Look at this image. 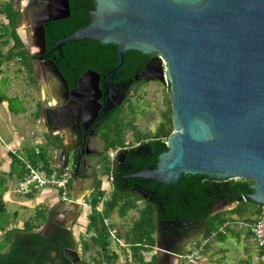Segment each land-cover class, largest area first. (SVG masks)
<instances>
[{
  "label": "water",
  "instance_id": "95a60500",
  "mask_svg": "<svg viewBox=\"0 0 264 264\" xmlns=\"http://www.w3.org/2000/svg\"><path fill=\"white\" fill-rule=\"evenodd\" d=\"M45 1L48 10L27 20L29 42L20 29L17 33L29 56L39 57L36 64L43 88L42 110L54 101L64 116L60 131L70 129L79 143L81 112L84 109L94 118L99 108L100 77L94 71H86L70 91L54 61L43 58L45 26L69 17V0H62L65 14L54 16L50 10L53 0ZM95 2L89 23L55 40V50L61 52L65 44L84 40L113 45L117 49V66L112 74L131 51L157 54L165 63L173 132L165 139V150L158 155L155 167L143 168L135 177L173 187L187 175L249 180L252 182L249 199L264 207V0ZM28 46L35 51L30 52ZM161 73L157 67V74L147 80L159 81ZM64 143L61 139L59 146L51 148L54 151L49 165L77 175L80 158L73 148L67 157L63 154L55 160L61 148L62 151L66 148ZM125 152L120 150L112 161L111 174ZM73 188L71 201L59 216L69 217L68 224L84 205V198ZM227 204L226 201L218 204L215 214ZM49 224L53 226L55 222ZM262 232L264 238V217ZM180 262V255L163 253L153 264Z\"/></svg>",
  "mask_w": 264,
  "mask_h": 264
},
{
  "label": "flooded vegetation",
  "instance_id": "af4514ba",
  "mask_svg": "<svg viewBox=\"0 0 264 264\" xmlns=\"http://www.w3.org/2000/svg\"><path fill=\"white\" fill-rule=\"evenodd\" d=\"M17 3L18 9L21 10V20H29L33 17L37 18L39 14L46 12L49 6L45 0L39 2L17 0ZM95 8V0H74L72 5L69 2V17L65 19L70 18L72 12L78 15L83 13L85 18L80 20L81 24L75 26V28L79 29L89 23L90 13ZM50 10L53 16L65 14L62 0H53ZM55 40L58 39H53L51 48H48L46 45L43 58L45 60L52 59L56 64L58 57L61 60L63 57L62 47L61 52L54 49ZM84 41L85 43L82 46L83 51H87L96 57L104 53L102 48L88 43V40ZM126 54L121 67L115 73L112 74V71L117 66L116 53L115 58H109L111 64L109 68H106L104 72L94 71L100 77V92L97 94L99 108L94 118H91L84 109L81 112L78 124L80 128L79 143H77L70 129L65 132L60 131L63 129L61 125L64 116L54 101H50L48 107L43 110L40 107V117L44 120V127L52 134V137H49V139L57 137L60 140L66 141L64 143L66 148L63 151L61 148L60 154L56 155L55 160L63 154H66L67 157L69 149L72 148V151H76L78 158H80V166L77 170L78 174L74 175L68 171L70 175L69 191H74V184L80 185V191L76 194L80 198H84V203L90 205L92 197L97 191V184L101 181V188L106 189L108 187L107 192H105L106 201H109L114 196V193L118 192L124 197L125 201L132 204L142 203V205H137V209L139 210L138 215L143 210H153L154 229L151 234L153 245L148 246L138 243L135 245L136 249H133L134 244L130 243L129 248L126 250L125 259L121 261L119 260L118 253H109L112 257L111 259L103 255L95 257L91 253V242L85 238L81 240L79 237H75L72 231V227L78 217L72 219L70 224H68L67 218L69 217H59L62 210L59 209L58 205L48 213L39 228L33 231V233L39 235V238L33 239L27 237V234L22 231L15 233V239L19 242V256L21 254L24 257H31L33 255L34 264H153L156 262L157 257L162 256L163 253L182 256L187 251L189 242L201 235L206 227V219L215 214V207L222 203L216 204L214 196L210 193L205 196V199L201 200V198L195 197L193 194L185 195L182 188L179 190V184L177 187L165 186L157 184L152 180H142L135 177V174L143 168H154L157 161L155 160L143 168H134L133 161L135 156H139L140 151L132 153L131 150L134 147L140 146V143L134 147L125 146L121 148V151L126 150V152L122 155V162H119L115 173L111 174L112 161H108L105 158L106 144L103 140V127L111 117L115 115L121 117L123 115V112L121 113L122 107L129 100V94L134 93L136 89L145 83H149L147 79L157 74V64H159V55L157 54L144 55L140 53L136 59L130 58L129 60H127ZM32 61H34L32 65L35 83L42 90L39 79L40 68L36 64L39 61V57H31ZM134 67H136L135 72L130 74V69ZM89 70L91 69L87 71ZM65 80L70 91L76 88L77 79L74 85H70L71 82L67 79ZM77 97L83 99L82 95H78ZM68 110L71 112L70 107ZM59 131L60 133H58ZM52 151L54 150L51 149L50 157ZM146 154L149 153L146 151ZM99 171L103 172V174H99ZM104 176L106 177V182H103L101 179ZM172 202L173 206L171 207ZM88 210L90 214L92 209L89 207ZM53 221L55 224L52 226L49 223ZM104 224L110 225L106 219L104 220ZM41 228L44 229L39 234L38 231ZM127 232H129V229ZM84 235L89 236V238L91 237V233L87 230H85ZM84 245L87 246V249H84ZM7 251L8 247L5 248L4 252Z\"/></svg>",
  "mask_w": 264,
  "mask_h": 264
},
{
  "label": "trees",
  "instance_id": "16d2710c",
  "mask_svg": "<svg viewBox=\"0 0 264 264\" xmlns=\"http://www.w3.org/2000/svg\"><path fill=\"white\" fill-rule=\"evenodd\" d=\"M14 1L15 0H8L2 5L0 2V14H3L7 20L5 25L0 26V55L2 49L7 44H9L10 41H12V47L5 52L6 59H13L16 57L19 58L22 62L23 68L29 74L31 82L35 83L31 57L29 56L27 49L23 46L17 34L21 15L17 10L14 9ZM73 1L74 0H69L70 5H72ZM71 14V17L68 19L53 21L45 26V42L48 48L52 47L53 39H61L72 34L77 29L75 26L81 24L80 20L85 18L83 13L78 15L72 12ZM87 42L98 48H102L104 53L101 56L99 55V57H96L87 51H83L82 46L85 41L65 44L62 46L63 59L61 60L60 57H58L56 66L63 77L71 82L70 85H74L76 79H78L88 69H91L95 72H104L106 68H109L111 65L110 59L115 58V53L117 52L115 46H104L91 40H88ZM139 55V52L132 51L126 54V58L127 60L130 58L136 59V57ZM135 70L136 67L131 68L130 74H133ZM38 113L39 111H37L36 115ZM123 117L124 115L121 117H117V115H115L105 123V126L103 127V140L106 144V150L115 147H125V130L128 127L133 128V126L131 123L126 124ZM168 121L170 123V130L168 129L167 131H164V129H159L158 131L161 133L157 135V137H153L148 140H141L139 135H134L135 139L139 141L138 143H140V146L134 147L131 150L132 153L140 151L139 156H135L133 161V166L135 169L143 168L157 160L158 155L163 150H165V139L168 138L173 132L171 117H169ZM60 144L61 140L57 137L49 139L46 146L40 149L38 155L32 153L28 157L33 164H38L41 162L44 167H49L46 148L59 146ZM146 151L149 154H146ZM13 164L20 165L15 157L13 158ZM251 183V181L244 179H209L205 175H187L180 180L179 190L182 188L185 195L193 194V196L199 197L202 200L205 199V196L210 193L214 196L216 204L226 201L227 203H234L236 205L234 208L228 211L218 212L206 219V227L201 233V237L196 246L205 239L209 241L208 244L210 242L224 243L229 236H236L230 226L226 227L225 233L219 232V228L225 223L236 224L237 221L244 223L242 226V231L246 237L249 238V230L246 224L250 223L251 217L260 210V206H257L249 199V195L252 194V191L250 190ZM96 189L97 191L93 195L90 202L92 211L89 215V221L86 229L89 233H91L90 240L92 246L98 248L104 257L111 259L112 257L107 253V249L110 244L109 230L113 227H111V225H105L104 220L107 219V216L113 213L115 210H117V213L123 217L128 211L135 208V204L125 201L122 195H120L118 192H115L114 196L109 201L104 203L103 212L99 213L95 208L100 198L104 195V192L101 191V181L98 182ZM172 206L173 202L171 207ZM2 213L3 211L0 205V214ZM37 216L41 218L40 215ZM37 216L36 219L39 220ZM40 225L41 223L33 224L32 222L27 221L24 224V228L22 230L14 229L5 231L3 234V241H1L2 244L0 243V264H34L33 255L31 257H24L22 254L19 256V242L17 239H15V233L22 231L27 234V237L37 239L39 238V235L37 233H33V231L38 229ZM132 225L133 227L131 230H129V232L124 235V239L127 242L134 244L133 249H136L135 245L138 243L152 246L153 237L151 234L154 229L153 210L141 211L138 217L133 221ZM5 227H7V222L3 221L0 217V230L3 231ZM208 244L204 246L203 250L208 247ZM6 247H8V251L4 252ZM84 249H87L86 245H84Z\"/></svg>",
  "mask_w": 264,
  "mask_h": 264
},
{
  "label": "rangeland",
  "instance_id": "374dc122",
  "mask_svg": "<svg viewBox=\"0 0 264 264\" xmlns=\"http://www.w3.org/2000/svg\"><path fill=\"white\" fill-rule=\"evenodd\" d=\"M1 1V0H0ZM7 0H2V2ZM1 2V5L3 4ZM13 4H17V1H15ZM21 12V10H20ZM27 20L22 19L18 24V29L21 30L25 41L28 43V32L27 29ZM24 27L25 29H22ZM24 31V32H23ZM1 32V29H0ZM19 37V36H18ZM21 40V38L19 37ZM22 44L23 41L21 40ZM27 48V47H26ZM28 50L30 52H33L34 49L32 47L28 46ZM7 51V47H4L2 49V53H5ZM16 59L13 60L12 67L18 68L20 67V63L17 62ZM7 67V64H6ZM157 67H159L162 71L160 80H148L149 83H145L134 93L129 94V100H127L123 107L122 111L124 115V121L126 124L131 123L133 128L128 127L125 130L124 135V145L129 146H136L139 141H137L134 137V135H139L141 140H148L153 137H157L161 132H159V129H164V131H167L170 127V123L168 121L171 112H170V103H169V97H168V91H169V83L167 81V78L165 76V68L161 66L160 62L157 64ZM6 68H4V74L7 75L5 79L0 83L1 89H5L8 86V83H13L11 81L9 74L5 72ZM13 72V68L10 69V67L7 68V72ZM25 71V72H24ZM24 74L22 76L24 77L25 83L28 85V87L31 89V96L34 102V109L38 108V104H41V100L43 98V92L40 89V86L35 83H30L28 78L29 74L25 69H23ZM7 81V83H4ZM24 94V93H23ZM29 94V90L26 93ZM15 103V100H14ZM40 113V112H39ZM128 122V123H127ZM40 126V125H39ZM170 130V129H169ZM38 137L42 138L44 137V128L43 126H40L36 129ZM46 140L48 142L49 139ZM38 147L41 149L43 148L40 144ZM48 153V158H49ZM41 163V162H40ZM42 164V163H41ZM99 174H103V172L99 171ZM103 182H106V177L101 178ZM16 185V179L13 180V189ZM15 197H14V196ZM13 198L16 199L14 201H28V197H22L19 196V198H16L17 195L13 194ZM108 196V195H107ZM17 204H7L8 207V213L2 217L3 221L11 220L13 217V214H11V210H16L18 213V220L21 221V224L16 220L11 222V226H8L6 229H21L23 227L22 223L26 219H32L35 209L32 208L31 210L24 211L23 207ZM88 204V203H87ZM137 205H142L139 203L135 204V208L128 211L123 217H121L117 210H115L113 213L109 214L107 216V221L111 225L112 230L114 229L115 232V238L119 240V242L116 241V239H112L109 237V246L107 249V253H118L119 260L125 259L126 250L129 248V242H127L124 239V235H126L128 229H131V226L133 224V221L138 217L139 210L137 209ZM236 205L234 203H228L227 205H224L220 208L222 211H228L232 208H234ZM104 205H102V208ZM89 210L86 207H81V210L79 212V217L77 221L74 223L72 227V231L75 234V237H79V239L85 238L87 241H90L89 236H85L84 232L87 227L88 221H89ZM231 229L233 230L234 234L233 236H229L224 243H217V242H210L208 244V247H206L205 250L202 252V260L201 264H257L255 261L256 257V247L251 242L250 238L246 237L244 232L242 231V226L239 224H233L231 226ZM5 233V232H4ZM201 236H197L193 238L189 244L187 245V251L184 253H188V251L192 248H195L196 244L198 243ZM3 234L0 235V243L3 241ZM92 247V254L95 257H101L103 254L102 252L96 248Z\"/></svg>",
  "mask_w": 264,
  "mask_h": 264
},
{
  "label": "crops",
  "instance_id": "0c3cea01",
  "mask_svg": "<svg viewBox=\"0 0 264 264\" xmlns=\"http://www.w3.org/2000/svg\"><path fill=\"white\" fill-rule=\"evenodd\" d=\"M0 2H2V0ZM13 6L14 9L17 10V5L13 4ZM17 11L21 13L19 9ZM6 23L7 20L5 19V16L3 14H0V26L5 25ZM22 29L25 28L22 27ZM12 44L13 42L10 41V43L5 46L7 47V50L12 47ZM14 59L16 58L6 59L5 53L1 52L0 83L3 81V79L7 77V75L4 74V68H6L5 72L9 74L8 76H10L11 81H13V83L11 82L8 83V86L5 89H1L0 87V205L3 211V213L0 214L1 218L8 213L9 209L7 207V204L18 205L19 202V201H14L16 199L13 198L14 196L13 194H15V192L12 185L14 179H16V183H17V181L22 177L23 170L20 165L13 164L14 156L12 155L11 150H16L18 154L21 152L22 155L29 156L30 154L34 153L35 149H38L40 151V148L38 147L39 144L44 148L47 144L46 137L47 139H49L48 135L52 136V134H50L48 129L44 127L43 125L44 120L43 118L40 117V113L36 115L37 111L40 112L41 104L40 105L38 104L39 110L38 108L34 109V102L31 96L32 94L31 89L25 83L24 77L22 76V74H24L25 72V71L23 72L24 68L22 62L20 61L19 58H17L18 60L17 62L20 63V67L14 68L12 67ZM8 67H10V69L13 68V72L12 71L7 72ZM28 80L31 83L30 78H28ZM4 83H7V81H5ZM28 90H29V94L27 95L26 93ZM39 125L43 126L44 128V137L42 138L38 137L36 131V129L40 127ZM46 151H47V156L48 153L50 155L51 148L50 147L46 148ZM49 159L50 156L48 158V162ZM74 187H76L77 192L80 191V187H81L80 185L74 184ZM74 192L75 189L74 191L71 190V193ZM16 198H19V196H17ZM19 205L23 207L24 211L31 210L32 208L35 209L32 219H26L22 223V225L24 226V224L27 221L32 222L33 224L42 223L52 209L56 208L59 205L58 206L59 209L62 210L66 204H62L60 202L57 193L54 190L47 188L33 196H30L28 201L19 202ZM11 211L13 217L11 220L5 221L7 222V227L11 226L12 221H16V220L21 224V221L18 220L17 211L16 210H11ZM37 215H40L41 218ZM36 216L39 220L36 219ZM77 217H79V215ZM7 227H5L3 231L0 230V235L4 234L5 231L14 230V229H6ZM20 230H22V227ZM255 261H256V257H255Z\"/></svg>",
  "mask_w": 264,
  "mask_h": 264
},
{
  "label": "built area",
  "instance_id": "2783aa9c",
  "mask_svg": "<svg viewBox=\"0 0 264 264\" xmlns=\"http://www.w3.org/2000/svg\"><path fill=\"white\" fill-rule=\"evenodd\" d=\"M159 62L162 67L165 63L163 59L159 56ZM121 150L119 147L109 148L105 152V158L108 161H113L116 154ZM39 150L35 149L34 154L38 155ZM12 155L18 160L20 166L22 167L23 174L22 177L17 181L14 192L17 196L30 197L44 189H51L57 193V196L62 204L69 203L70 200V191H69V172L66 169H59L55 167H44L41 163L33 164L27 155H22L16 150H11ZM108 188V187H107ZM101 188V191L104 192V195L100 198L96 211L102 212V205L106 202V195L108 189ZM83 207L87 209L91 206L87 203H84ZM264 217V207L260 206V210L251 217L250 223L246 224L249 230V235L257 249L256 260L257 264H264V238L262 232V223ZM236 224L241 226L244 225L243 222L237 221ZM108 226V224H106ZM233 223H225L219 228V232L225 233L226 227H231ZM109 236L112 239L115 238L114 229L109 230ZM119 242L118 239H116ZM208 240H202L201 243L195 248H192L188 253L181 256V264H201L202 252L204 246L208 244Z\"/></svg>",
  "mask_w": 264,
  "mask_h": 264
}]
</instances>
